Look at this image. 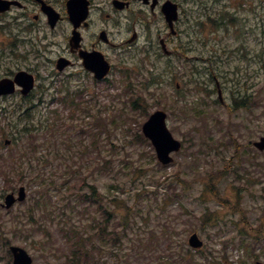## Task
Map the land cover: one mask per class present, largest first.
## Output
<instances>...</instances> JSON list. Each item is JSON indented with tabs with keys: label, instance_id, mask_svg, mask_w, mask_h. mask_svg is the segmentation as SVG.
I'll return each instance as SVG.
<instances>
[{
	"label": "rangeland",
	"instance_id": "rangeland-1",
	"mask_svg": "<svg viewBox=\"0 0 264 264\" xmlns=\"http://www.w3.org/2000/svg\"><path fill=\"white\" fill-rule=\"evenodd\" d=\"M133 1L97 18L120 44L103 45L119 55L107 81L57 70L73 28L50 29L38 4L0 18V80L37 75L31 96L0 97V264L12 245L33 264L264 263V0H171L175 31ZM159 109L183 144L169 164L142 130Z\"/></svg>",
	"mask_w": 264,
	"mask_h": 264
},
{
	"label": "water",
	"instance_id": "water-1",
	"mask_svg": "<svg viewBox=\"0 0 264 264\" xmlns=\"http://www.w3.org/2000/svg\"><path fill=\"white\" fill-rule=\"evenodd\" d=\"M12 3L7 0H0V12H3L10 8ZM69 11L73 17V21L78 25L81 20L87 17L86 10L82 8V0H71L68 3ZM122 7V6H121ZM49 15V20L52 26L57 22V15H55L50 8H45ZM163 11L166 15V19L169 22L171 28H173V23L178 18L177 5L168 1L163 7ZM174 31V30H173ZM73 41L79 42V33H75L72 38ZM86 67L95 71L96 77L101 79L109 72L110 66L104 60L101 53L85 55ZM69 63L65 58H60L57 62V68L63 70L64 67ZM16 84L22 86V93L29 94L34 88L35 76L26 71L21 70L16 73L14 79L5 77L0 80V95L14 93L16 90ZM220 98L222 99V93L219 92ZM167 113L163 110H157L154 112L149 119L143 125V132L147 137H149L158 155V158L163 163H169L173 160L170 154L174 151H179L181 148V142L173 137L171 132L167 127ZM7 144L10 143L9 140L6 141ZM255 145L264 151V137L260 141L256 142ZM25 198L24 188L20 189V200ZM14 195H9L6 199L7 206H11L14 203ZM189 244L194 248H201L204 242L199 238L197 233H194L189 238ZM12 251L14 253V264H32V258L29 256L26 250L18 246H12ZM257 264H264L262 262H257Z\"/></svg>",
	"mask_w": 264,
	"mask_h": 264
},
{
	"label": "flooded vegetation",
	"instance_id": "flooded-vegetation-1",
	"mask_svg": "<svg viewBox=\"0 0 264 264\" xmlns=\"http://www.w3.org/2000/svg\"><path fill=\"white\" fill-rule=\"evenodd\" d=\"M21 1L22 5L20 7H13V10L16 11H24L25 9H27L30 4H32L34 2V4H38L40 7V12L45 16L44 19H46L47 23H48V17L47 14L43 11L42 9V1H45V3L49 6H51L58 14H59V22H58V26L66 23L69 24L73 29H74V24L72 23V21L70 20V16L68 13V1L69 0H63L64 3L63 4H58L56 2V0H19ZM117 1L118 0H82V8L84 10H86L87 13V17L85 20H83L78 27V30L81 32L82 35V41L78 47V49H73L72 46L70 45V39L68 41V55L66 54H62L59 57H67L71 60V65L72 68L74 67H80L83 72H85L86 74H89L91 76H93L92 72L86 70L83 66V62L82 59L80 58V51L81 49L84 51H88V52H93V51H101L102 53H104L106 59L108 60V62L111 64L112 66V71L114 70V68H116L118 59H119V55L118 52L114 55L111 54L110 49L112 50H120V44L113 42L111 40V38L109 37L108 33H107V39H103L101 37V33L105 30H100L97 32V30H95V25L97 23H100V21L97 18H101V17H105L106 20L105 21H110L111 19H113L112 22H114L116 20L117 17H119L120 15V11H128V10H134V1L133 0H122V6L120 7V5H117ZM165 0H154L153 3L152 1H150V3H148L149 5H146L145 7L150 8V11L155 15V17L157 18V22H158V15L160 16V12H158L156 9L162 10L163 12V3ZM179 4V3H178ZM180 7V5H179ZM153 11H152V10ZM180 9H182L180 7ZM12 11L4 13V14H0V18H4L6 17L8 14H10ZM158 13V14H157ZM38 15L39 18V14ZM164 15V14H163ZM167 23V22H166ZM115 25V23H114ZM72 29V31H73ZM56 30V29H54ZM53 30V31H54ZM88 30H91L90 35L86 36L85 34H88ZM103 45H108L110 49H105L103 48ZM76 58V59H75Z\"/></svg>",
	"mask_w": 264,
	"mask_h": 264
},
{
	"label": "trees",
	"instance_id": "trees-1",
	"mask_svg": "<svg viewBox=\"0 0 264 264\" xmlns=\"http://www.w3.org/2000/svg\"><path fill=\"white\" fill-rule=\"evenodd\" d=\"M239 91H240V90H239ZM240 92H241V91H240ZM242 98H243L242 95H241L240 97H239V96H236V97L234 98V103H235V108H236V109H240V108H243V107H249V104L246 103V102L244 101V99H242ZM7 113H8V112H7ZM17 113H18V111H17ZM17 113H14V115H17ZM31 117H32V115H31V111H30L29 109L26 110V111H23V112L19 113V118H26V119H29V118H31ZM24 127H25V129H28V127H27L26 125H24ZM13 140L16 142V138H13ZM17 143H18V142H17ZM90 188L92 189V193H91L92 198H93V200H96L95 197L98 196L97 188H96V186H94V185H91Z\"/></svg>",
	"mask_w": 264,
	"mask_h": 264
}]
</instances>
